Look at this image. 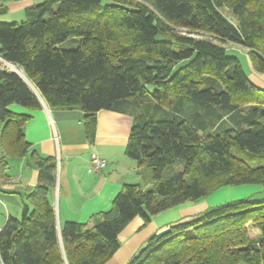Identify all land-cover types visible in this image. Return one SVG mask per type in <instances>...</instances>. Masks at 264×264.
<instances>
[{
  "label": "trees",
  "instance_id": "trees-1",
  "mask_svg": "<svg viewBox=\"0 0 264 264\" xmlns=\"http://www.w3.org/2000/svg\"><path fill=\"white\" fill-rule=\"evenodd\" d=\"M12 1L0 0V14ZM25 17L0 22V55L24 73L0 66L7 153L21 157L31 146L23 131L31 115L11 104L82 110L91 141L100 110L128 112L126 154L151 171L152 182L125 184L92 224L60 225L58 159L32 150L38 183L21 216L10 215L0 229L3 264H106L137 216L146 224L225 186L264 187V165L252 164L264 158V89L223 45L245 47L264 73V0H43ZM263 263L264 199L252 197L169 225L129 262Z\"/></svg>",
  "mask_w": 264,
  "mask_h": 264
},
{
  "label": "crops",
  "instance_id": "crops-1",
  "mask_svg": "<svg viewBox=\"0 0 264 264\" xmlns=\"http://www.w3.org/2000/svg\"><path fill=\"white\" fill-rule=\"evenodd\" d=\"M36 1H12L7 6L15 13H25V9ZM9 107L15 112L31 115L23 128L25 139L31 146L24 156H11L4 148L0 135V229L10 215H21L24 198L38 183V170L30 160L32 150L58 159L57 190L53 201L60 225L66 221L92 224L96 214L111 207L113 199L125 184H141L144 187L151 184V173L140 170L136 161L126 154L133 125L130 113L100 110L96 133L91 141L86 133L82 110L54 109L43 101L40 109L17 104ZM1 130L2 126L0 134ZM93 154L106 160L107 166L95 170L91 161ZM244 189L241 193H234L231 189L228 197L222 196L215 201L209 196L171 207L153 216L146 224L142 217H135L121 232V246L106 264H129L151 236L173 223L223 203L229 196L245 193L248 197L264 199L262 185H249ZM0 264H3L1 257Z\"/></svg>",
  "mask_w": 264,
  "mask_h": 264
},
{
  "label": "rangeland",
  "instance_id": "rangeland-1",
  "mask_svg": "<svg viewBox=\"0 0 264 264\" xmlns=\"http://www.w3.org/2000/svg\"><path fill=\"white\" fill-rule=\"evenodd\" d=\"M43 0H37L36 3H40ZM26 19L25 17V13H15L12 9H9L7 12L1 13L0 14V22H13V21H17V22H22ZM198 36V35H197ZM219 43V42H218ZM229 55H233L238 57L245 73L247 74V76L249 77V79L256 84L257 86H259L260 88L264 89V73H260L258 72L256 69H254L251 60L249 59L248 56V51L245 47L236 45V44H232V43H224L223 44ZM65 47H70V44H64ZM21 75L24 76L23 71L21 72ZM149 90L152 91L153 90V86L149 87ZM245 157V156H243ZM252 164L255 166H259V165H264V158H257L252 160ZM143 172H149L151 173V171L147 168H143L142 169ZM145 176V175H144ZM146 178V177H145ZM144 180H143V184H144ZM247 186L249 185H240V186H225L222 188H219L218 190L214 191L210 196V198L215 201L216 199L225 196L228 197V194H231L230 190L234 193H241V191H244L246 189ZM228 190V191H227ZM247 194H240V195H236V196H229V198L223 200L225 202L228 201H232V200H236V199H241V198H246L248 196H245ZM259 196H253L252 199H256L258 200ZM221 204V203H220ZM218 205V204H217ZM21 216V215H20ZM250 233L251 236L254 237L257 233H256V229L250 227ZM141 250H138L136 255L140 252Z\"/></svg>",
  "mask_w": 264,
  "mask_h": 264
},
{
  "label": "built area",
  "instance_id": "built-area-1",
  "mask_svg": "<svg viewBox=\"0 0 264 264\" xmlns=\"http://www.w3.org/2000/svg\"><path fill=\"white\" fill-rule=\"evenodd\" d=\"M0 66L10 68L18 72L19 74H21L22 72V70L17 65L13 64L12 62L7 61L1 55H0ZM91 161H92V166L95 170H99L107 166L106 160L100 159L98 155L96 154L92 155Z\"/></svg>",
  "mask_w": 264,
  "mask_h": 264
},
{
  "label": "water",
  "instance_id": "water-1",
  "mask_svg": "<svg viewBox=\"0 0 264 264\" xmlns=\"http://www.w3.org/2000/svg\"><path fill=\"white\" fill-rule=\"evenodd\" d=\"M44 102V101H43Z\"/></svg>",
  "mask_w": 264,
  "mask_h": 264
}]
</instances>
